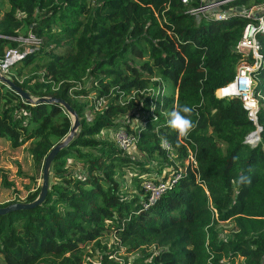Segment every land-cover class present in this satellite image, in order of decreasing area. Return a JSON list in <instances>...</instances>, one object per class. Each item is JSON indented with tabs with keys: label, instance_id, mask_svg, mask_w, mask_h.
Returning <instances> with one entry per match:
<instances>
[{
	"label": "trees",
	"instance_id": "obj_1",
	"mask_svg": "<svg viewBox=\"0 0 264 264\" xmlns=\"http://www.w3.org/2000/svg\"><path fill=\"white\" fill-rule=\"evenodd\" d=\"M7 1L0 64L22 49V27L46 42L0 67V138L29 144L43 183L45 160L72 132L73 113L78 128L51 164L45 200L0 214V264H86L87 245L110 236L129 252L156 246L150 264H264V61L252 72L256 122L240 97L217 95L238 75L245 52L237 45L257 22L237 8L264 0H229L221 11L231 14L221 18L193 15L202 0ZM257 35L264 57V29ZM184 105L196 127L178 139L168 114ZM121 127L155 167L109 138ZM259 128L260 139L248 142ZM125 168L139 172L135 192L121 180ZM166 168L165 180L181 177L152 204L147 176ZM242 176L251 182L239 183ZM42 183L0 208L36 201ZM219 220L234 223L233 237L218 238Z\"/></svg>",
	"mask_w": 264,
	"mask_h": 264
},
{
	"label": "rangeland",
	"instance_id": "obj_2",
	"mask_svg": "<svg viewBox=\"0 0 264 264\" xmlns=\"http://www.w3.org/2000/svg\"><path fill=\"white\" fill-rule=\"evenodd\" d=\"M0 6L4 9V11L9 10L10 8L7 0H0ZM255 8L256 9H254V11H256V13H264V6ZM240 9L242 10L240 11ZM238 11L247 15L251 12V8L244 9L240 7ZM19 31L20 36L18 35V38L25 35L27 36V34L30 33L36 35L32 31V27L28 28L25 26ZM40 39L41 43L39 47L41 48L42 43L46 42V39ZM21 45H23L22 49H18L20 52H25L29 47L36 46L30 42H21ZM251 59L252 58L250 57L246 60V62L250 63ZM87 86L88 84H86V87ZM168 86H171V84H168ZM218 94L221 96L219 91L217 92V95ZM83 100H90V98ZM88 119L91 120L92 116L89 115ZM135 122L140 125V121L136 120ZM135 127L136 126H132V129ZM113 133L114 132L112 131L110 132L109 138L112 141H115ZM102 136H105L104 133ZM123 150H125V152L133 158L145 160L152 167H155L156 165L157 161L155 158L144 154L136 145ZM69 164L73 165L75 168L81 169V166L76 164L74 161H69ZM169 170V168L163 169L162 171L157 170V172H154L152 175H157L155 177L160 179L163 178ZM135 171L136 170L134 168L123 169L124 173L121 180L122 182H125V185L130 192H135V187L131 182V177L139 174V172ZM41 183L42 172L38 170L34 163L32 153L29 149V144H25L20 148H14L12 147L9 139L0 138V204L17 201L18 199L24 200L28 194V190L40 186ZM215 217H217V215H215ZM212 227L217 231V236L220 240H227L228 238L234 236L235 227L232 221L219 220L218 222H215ZM155 252H157V247L154 245H147L139 250L129 252L126 246L122 245L115 237L110 236L102 239L100 246H96L94 244L87 245L85 262L86 264H106L113 261L118 264H150L152 254Z\"/></svg>",
	"mask_w": 264,
	"mask_h": 264
},
{
	"label": "built area",
	"instance_id": "obj_3",
	"mask_svg": "<svg viewBox=\"0 0 264 264\" xmlns=\"http://www.w3.org/2000/svg\"><path fill=\"white\" fill-rule=\"evenodd\" d=\"M185 3L188 0H183ZM204 3H201L199 6H194L190 9V12L195 15L197 18L200 17H210V18H221L226 17L231 14L230 11H221V6L228 2L229 0H202ZM264 6V5H261ZM254 6L251 8V12L245 15L248 18H254L257 22H249L243 32V36L239 41L237 48L239 52H245L243 57V61L239 68L238 75L236 76L234 82L228 85L225 88L220 90H224L221 96L218 97H240L245 108L249 112V116L253 121L258 120V112L260 110V98L255 95L254 89L258 83V80L253 76L252 72L260 68L263 64L264 57L260 52L261 44L258 40V32L264 29V13H256ZM238 11V9H237ZM228 12V13H227ZM239 12V11H238ZM240 13V12H239ZM242 14V13H241ZM244 15V14H243ZM20 42H30L35 44L36 46L29 47L25 52H20L18 49H11L7 52L5 60L0 67L5 69L9 65H11L16 60L22 58L25 53L34 52L38 50L40 47L41 39L36 35L30 33L28 36H21L18 38ZM253 58V64L247 63L246 60L249 58ZM226 89V90H225ZM219 90V92H220ZM114 139L117 146L121 149H127L131 146L135 145V137L128 132L124 127L119 128L114 133ZM167 148V147H166ZM165 176V175H164ZM181 174L173 173L168 179L160 178L158 181L156 178L148 177L145 182V186L150 191V202L153 204L156 200L161 196V194L165 191L168 186H171L179 180Z\"/></svg>",
	"mask_w": 264,
	"mask_h": 264
},
{
	"label": "water",
	"instance_id": "obj_4",
	"mask_svg": "<svg viewBox=\"0 0 264 264\" xmlns=\"http://www.w3.org/2000/svg\"><path fill=\"white\" fill-rule=\"evenodd\" d=\"M241 10L242 9H240V11ZM73 115H74L75 125H74V127L72 129V132L70 133V135L65 140H63L61 143L56 145L50 151V153L48 154V156H47V158L45 160V165H44V170H43V183H42V188H41V192H40V195H39L38 199L36 201L32 202V203H20V202L12 203V204H10L9 206H7L5 208H0V214L8 213V212L19 210V209H28V208H31V207H35L36 205L41 204L45 200V198L47 196V193H48V190L50 188V169H51V164H52L54 158L59 153V151L61 149H63L64 147H66V145L68 144V141L74 136V134L76 133L77 128H78L77 116L74 113H73ZM260 131H261V128H259L258 130L254 131L253 133H251L248 136V138H247L248 142H251L250 141L251 137H255V138H252V140L254 142L258 141L260 139V137H259L260 136Z\"/></svg>",
	"mask_w": 264,
	"mask_h": 264
},
{
	"label": "clouds",
	"instance_id": "obj_5",
	"mask_svg": "<svg viewBox=\"0 0 264 264\" xmlns=\"http://www.w3.org/2000/svg\"><path fill=\"white\" fill-rule=\"evenodd\" d=\"M193 111L194 110L192 107L184 105L180 107H174L173 110L168 114L169 119L167 126L177 134L178 139L187 138L190 132L196 127V123L191 119ZM160 139L162 147H169L166 137H161ZM250 182V178L248 177L242 176L239 179V183Z\"/></svg>",
	"mask_w": 264,
	"mask_h": 264
},
{
	"label": "bare ground",
	"instance_id": "obj_6",
	"mask_svg": "<svg viewBox=\"0 0 264 264\" xmlns=\"http://www.w3.org/2000/svg\"><path fill=\"white\" fill-rule=\"evenodd\" d=\"M226 90V89H225ZM224 92V90H222ZM252 138H255V137H251V142L254 143V141L252 140Z\"/></svg>",
	"mask_w": 264,
	"mask_h": 264
}]
</instances>
